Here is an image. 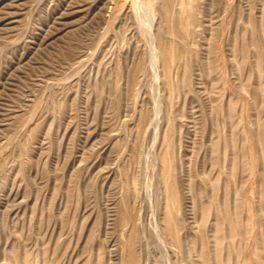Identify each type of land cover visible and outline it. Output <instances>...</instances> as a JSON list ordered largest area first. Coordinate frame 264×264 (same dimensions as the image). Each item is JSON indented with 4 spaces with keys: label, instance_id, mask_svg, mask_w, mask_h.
Masks as SVG:
<instances>
[{
    "label": "rangeland",
    "instance_id": "obj_1",
    "mask_svg": "<svg viewBox=\"0 0 264 264\" xmlns=\"http://www.w3.org/2000/svg\"><path fill=\"white\" fill-rule=\"evenodd\" d=\"M0 264H264V0H0Z\"/></svg>",
    "mask_w": 264,
    "mask_h": 264
}]
</instances>
